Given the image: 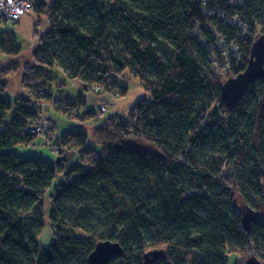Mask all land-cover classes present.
Listing matches in <instances>:
<instances>
[{
	"label": "trees",
	"instance_id": "trees-1",
	"mask_svg": "<svg viewBox=\"0 0 264 264\" xmlns=\"http://www.w3.org/2000/svg\"><path fill=\"white\" fill-rule=\"evenodd\" d=\"M230 1L32 0L46 27L13 101L4 94L15 66L0 68V264H93L101 240L124 249L109 264L264 263V78L235 106L222 96L264 33V0ZM0 50H21L2 18ZM55 67L80 84L76 97L53 94L64 82ZM127 72L150 97L127 115L107 111L95 145L78 127L59 134L55 163L13 150L37 139L43 103L84 123L102 114L85 94L126 95ZM46 224L53 239L41 245Z\"/></svg>",
	"mask_w": 264,
	"mask_h": 264
},
{
	"label": "rangeland",
	"instance_id": "rangeland-1",
	"mask_svg": "<svg viewBox=\"0 0 264 264\" xmlns=\"http://www.w3.org/2000/svg\"><path fill=\"white\" fill-rule=\"evenodd\" d=\"M37 21L39 25L35 30V23ZM12 27L15 30L17 43L21 46V50L17 54H9L0 50V68L9 65L15 66V71L8 76L7 91L4 94L6 97L13 101L16 96L23 94V90L20 86L21 76L25 66L35 63L33 52L37 48L36 44L39 40L38 34L43 33L46 27V21L44 20L43 16L38 15L34 9H31L24 15H22L20 20H18L15 25L12 24ZM260 34L261 32L259 33V35ZM50 72H52L54 75H59L62 78L61 80L64 81L61 82V84L53 83V94L62 95L67 93L70 96L76 97V94L81 90V86L78 82H76L75 80H69L57 67L52 68ZM123 80L129 87L128 93L124 96L108 93L103 94L99 92H90L88 94H85L89 107H96L97 111L101 112L102 114L96 115V117L84 123H79V121L76 120H70L63 113H57L54 107L56 106V102L54 104L51 101V103L48 105H45V103H43L42 107L45 106V110L41 113L40 120L38 122L40 123V131H37V139L30 144H17L13 147V150H15L24 158L36 157L55 163L57 161L59 153L61 154V152L64 151V146H61L62 142L59 138V134L78 127H82V130L89 136V142L92 145H95L96 143L92 139L94 127L106 119L108 115L106 114L107 111L114 115L116 113L120 115H127L128 111L137 100L143 98L149 99L150 97L149 92L141 84L138 77L127 72ZM103 104L105 105L104 108L106 110L102 109L101 106ZM36 127H38V125H36ZM133 142L142 148L148 150L154 149L153 144H150L143 139L135 138L133 139ZM59 146V153H57L53 149ZM67 153L68 155H72L73 150L68 149ZM78 161V157L75 156V158H73L71 162L76 163ZM244 211H246L245 207ZM46 222L48 223L47 220ZM52 239L53 233L51 230V226L49 224H46L38 237V241L41 245H47ZM237 256L238 255L236 253H232L230 255V262L233 263L234 259L237 258ZM249 257V255H247L246 257L245 254H242L240 260L244 259V264H246V260Z\"/></svg>",
	"mask_w": 264,
	"mask_h": 264
},
{
	"label": "water",
	"instance_id": "water-1",
	"mask_svg": "<svg viewBox=\"0 0 264 264\" xmlns=\"http://www.w3.org/2000/svg\"><path fill=\"white\" fill-rule=\"evenodd\" d=\"M264 78V33L253 43L251 55L244 71L228 78L222 85V96L230 106H235L242 98L245 90L254 82ZM252 214L244 215V222L248 226L252 221ZM124 249L118 241L101 240L89 255L93 264H109ZM246 264H264L256 255H251Z\"/></svg>",
	"mask_w": 264,
	"mask_h": 264
},
{
	"label": "built area",
	"instance_id": "built-area-1",
	"mask_svg": "<svg viewBox=\"0 0 264 264\" xmlns=\"http://www.w3.org/2000/svg\"><path fill=\"white\" fill-rule=\"evenodd\" d=\"M230 2L236 3V2H238V0H231ZM31 9H32V0H0V18H2L4 20V27L13 28L12 24H14L18 20H20L22 15H24L27 11H29ZM230 22L233 25H237L242 30V33L247 30L248 25H247L246 21H244L239 15L231 16ZM222 44H223V41L220 40V45H222ZM232 50L235 51V54L237 56H238V54H240L239 46L232 47ZM215 54L216 53H214L213 55H215ZM224 54L226 56L228 55V53L226 51H224ZM104 106L105 105L103 104L101 107H102V109L106 110L104 108ZM39 120H40V118L38 120H36L37 122L35 121V123L33 124V126L30 129L31 131H33L35 133H37V131H40L39 130V124L40 123H38ZM35 124L38 125V127H36ZM59 149H60V146L55 147L54 151L58 153Z\"/></svg>",
	"mask_w": 264,
	"mask_h": 264
}]
</instances>
